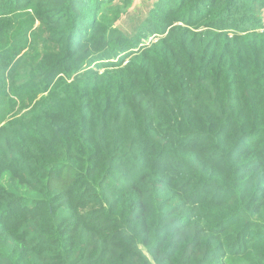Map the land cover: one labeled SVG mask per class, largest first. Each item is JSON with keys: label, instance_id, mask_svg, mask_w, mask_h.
<instances>
[{"label": "trees", "instance_id": "1", "mask_svg": "<svg viewBox=\"0 0 264 264\" xmlns=\"http://www.w3.org/2000/svg\"><path fill=\"white\" fill-rule=\"evenodd\" d=\"M131 5L0 0V264H264V0Z\"/></svg>", "mask_w": 264, "mask_h": 264}, {"label": "rangeland", "instance_id": "2", "mask_svg": "<svg viewBox=\"0 0 264 264\" xmlns=\"http://www.w3.org/2000/svg\"><path fill=\"white\" fill-rule=\"evenodd\" d=\"M123 1V0H119ZM132 1L131 7L127 10V13L122 19L118 22L119 28L127 34H133L136 27L139 25L141 21H143L146 17L147 8L151 5L152 0H130ZM148 6V7H147ZM156 38H150L146 45L150 43L156 42ZM18 113V105L14 108L13 114ZM22 114H18L19 117ZM118 249L117 244L111 245V254L117 255L116 251ZM132 258H128L126 261H131Z\"/></svg>", "mask_w": 264, "mask_h": 264}]
</instances>
